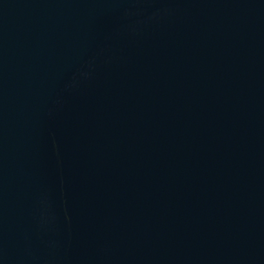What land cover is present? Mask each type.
<instances>
[{
	"label": "water",
	"instance_id": "water-1",
	"mask_svg": "<svg viewBox=\"0 0 264 264\" xmlns=\"http://www.w3.org/2000/svg\"><path fill=\"white\" fill-rule=\"evenodd\" d=\"M0 264H264V0H0Z\"/></svg>",
	"mask_w": 264,
	"mask_h": 264
}]
</instances>
